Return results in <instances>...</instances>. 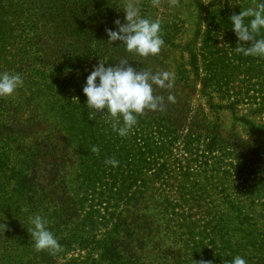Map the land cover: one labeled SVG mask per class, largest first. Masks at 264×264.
I'll return each mask as SVG.
<instances>
[{"label": "trees", "instance_id": "obj_1", "mask_svg": "<svg viewBox=\"0 0 264 264\" xmlns=\"http://www.w3.org/2000/svg\"><path fill=\"white\" fill-rule=\"evenodd\" d=\"M109 1L0 0V73L23 79L0 97V264H264V57L188 43L172 87L153 85L162 109L121 137L87 107V76L170 68L108 42ZM37 215L59 251H36Z\"/></svg>", "mask_w": 264, "mask_h": 264}, {"label": "clouds", "instance_id": "obj_2", "mask_svg": "<svg viewBox=\"0 0 264 264\" xmlns=\"http://www.w3.org/2000/svg\"><path fill=\"white\" fill-rule=\"evenodd\" d=\"M124 12L126 22L122 24L120 20L115 21L118 31L107 30L108 42L120 41L128 52L141 57L158 54L164 44L160 36L159 21L141 17L134 3H129ZM229 19L231 29L241 42L236 48L237 52L245 56L264 57V38H256L264 29V0H258L254 8L242 10ZM246 42H251V46H244ZM22 85L23 79L19 74L0 73V97L12 95ZM153 85L160 88L172 87V74L168 71L155 74L137 71L126 61L108 67L101 62L87 76L83 93L87 98V107L97 113L106 110L105 114L111 115L115 120L113 130L124 137L136 125L137 115H142L146 110L162 109L163 98L154 96ZM169 100H172L171 96ZM121 118L123 125L118 126ZM92 151L98 152V149L93 147ZM105 163L115 167L119 162L110 159ZM31 223L33 228L29 233L36 251L45 249L59 251L60 244L47 229L44 218L37 215L31 219ZM230 264H246V260L236 256Z\"/></svg>", "mask_w": 264, "mask_h": 264}, {"label": "rangeland", "instance_id": "obj_3", "mask_svg": "<svg viewBox=\"0 0 264 264\" xmlns=\"http://www.w3.org/2000/svg\"><path fill=\"white\" fill-rule=\"evenodd\" d=\"M109 2L105 0L106 8L109 7ZM115 2L117 5L115 13L119 14L122 24L126 22L124 9L129 3L135 4L141 17L159 21L160 35H166L170 41L163 44V50L150 57L155 64L159 61L166 63V68H170L174 76L177 73L175 69L187 62L188 54L185 47L188 43L192 45L198 43V46H202L206 40L213 53L217 54L218 49L228 48L233 54L235 47L232 45L241 42L231 29L229 18L242 10L254 8L258 0H115ZM199 24L202 26L200 27ZM200 28L206 37L199 36ZM172 41L175 44H171ZM199 98L196 96L194 103H198ZM201 102L204 103V100ZM220 117L223 132L227 134L234 122L232 114L221 110Z\"/></svg>", "mask_w": 264, "mask_h": 264}]
</instances>
